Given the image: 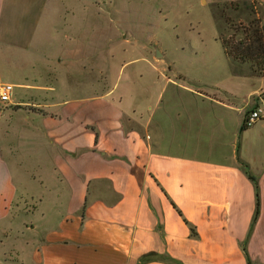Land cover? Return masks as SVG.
Segmentation results:
<instances>
[{"label": "crops", "instance_id": "crops-1", "mask_svg": "<svg viewBox=\"0 0 264 264\" xmlns=\"http://www.w3.org/2000/svg\"><path fill=\"white\" fill-rule=\"evenodd\" d=\"M102 5L0 0V85L18 89L0 103V264H264V169L240 151L257 95L143 110L104 90ZM45 39L68 60L39 58Z\"/></svg>", "mask_w": 264, "mask_h": 264}, {"label": "rangeland", "instance_id": "rangeland-1", "mask_svg": "<svg viewBox=\"0 0 264 264\" xmlns=\"http://www.w3.org/2000/svg\"><path fill=\"white\" fill-rule=\"evenodd\" d=\"M102 6L104 90L113 80L143 110L160 94L165 99L211 89L236 95L264 92V72L255 73L249 62H231L218 39L253 20L264 26V6L257 0H103ZM56 22L64 27L65 21ZM61 33L52 49L69 42ZM46 47V39L38 44L39 58L68 60L61 49L48 54ZM57 70L65 83L78 79L64 78L69 70L62 65ZM241 150L253 168L264 169V120L241 134Z\"/></svg>", "mask_w": 264, "mask_h": 264}, {"label": "trees", "instance_id": "trees-1", "mask_svg": "<svg viewBox=\"0 0 264 264\" xmlns=\"http://www.w3.org/2000/svg\"><path fill=\"white\" fill-rule=\"evenodd\" d=\"M258 23H260L258 20L250 21L248 27H243L240 31L235 30L228 37L220 33L218 39L224 54L231 62H249L255 73H262L264 72V26H260ZM246 128L241 126L242 131ZM249 178L254 182L256 188V209L252 220L254 223L259 214V201L257 183L251 176ZM191 233L194 234L192 229Z\"/></svg>", "mask_w": 264, "mask_h": 264}, {"label": "built area", "instance_id": "built-area-1", "mask_svg": "<svg viewBox=\"0 0 264 264\" xmlns=\"http://www.w3.org/2000/svg\"><path fill=\"white\" fill-rule=\"evenodd\" d=\"M13 92V86L10 84L0 85V103H8ZM264 120V92L257 94L254 106L249 109L243 118L242 125L251 127L258 121Z\"/></svg>", "mask_w": 264, "mask_h": 264}]
</instances>
